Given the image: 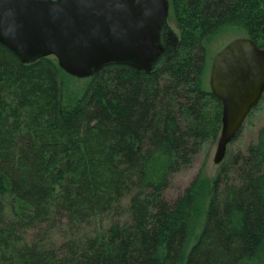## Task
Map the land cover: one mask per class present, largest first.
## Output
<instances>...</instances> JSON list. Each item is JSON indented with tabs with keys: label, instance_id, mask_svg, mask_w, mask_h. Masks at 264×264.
I'll use <instances>...</instances> for the list:
<instances>
[{
	"label": "trees",
	"instance_id": "1",
	"mask_svg": "<svg viewBox=\"0 0 264 264\" xmlns=\"http://www.w3.org/2000/svg\"><path fill=\"white\" fill-rule=\"evenodd\" d=\"M169 3L178 44L151 72L77 79L0 43V264H264V126L164 199L221 134L213 48L228 36L264 48V0Z\"/></svg>",
	"mask_w": 264,
	"mask_h": 264
},
{
	"label": "water",
	"instance_id": "2",
	"mask_svg": "<svg viewBox=\"0 0 264 264\" xmlns=\"http://www.w3.org/2000/svg\"><path fill=\"white\" fill-rule=\"evenodd\" d=\"M169 13V0H0V43L23 63L55 57L77 79L116 64L151 72L176 49L166 57L161 44L163 32L172 35ZM209 85L222 104L221 165L264 98V48L244 36L230 41L213 58Z\"/></svg>",
	"mask_w": 264,
	"mask_h": 264
},
{
	"label": "rangeland",
	"instance_id": "3",
	"mask_svg": "<svg viewBox=\"0 0 264 264\" xmlns=\"http://www.w3.org/2000/svg\"><path fill=\"white\" fill-rule=\"evenodd\" d=\"M168 26L170 31L172 32L173 37L179 39V28L171 13H169L168 17ZM238 37L228 36L218 42L211 52L212 59L230 41ZM211 64L212 60H210L209 71L211 69ZM208 75H210V72ZM263 126L264 98L259 106L250 114L238 137L228 147L227 156L235 155L238 152H245L248 146L256 144L258 141L259 131ZM217 143L213 145H207L205 148H203V150L195 157L190 167L175 174L172 177L169 187L164 192V199L168 203H173L179 196L184 193L186 188L190 185L192 180L197 176L202 168H204L205 174L209 177H213L217 173L220 167V165H217L214 162ZM125 203H128V200L125 201Z\"/></svg>",
	"mask_w": 264,
	"mask_h": 264
},
{
	"label": "flooded vegetation",
	"instance_id": "4",
	"mask_svg": "<svg viewBox=\"0 0 264 264\" xmlns=\"http://www.w3.org/2000/svg\"><path fill=\"white\" fill-rule=\"evenodd\" d=\"M178 39L173 37L169 32L165 31L163 32L162 38H161V44L167 51L165 54L166 57L170 55V52L172 49H174L177 46Z\"/></svg>",
	"mask_w": 264,
	"mask_h": 264
}]
</instances>
